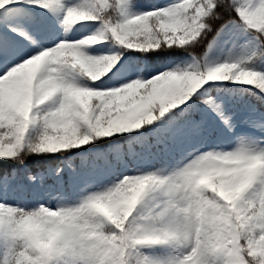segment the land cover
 Listing matches in <instances>:
<instances>
[{
  "label": "snow or ice",
  "instance_id": "obj_1",
  "mask_svg": "<svg viewBox=\"0 0 264 264\" xmlns=\"http://www.w3.org/2000/svg\"><path fill=\"white\" fill-rule=\"evenodd\" d=\"M0 264H264V0H0Z\"/></svg>",
  "mask_w": 264,
  "mask_h": 264
}]
</instances>
